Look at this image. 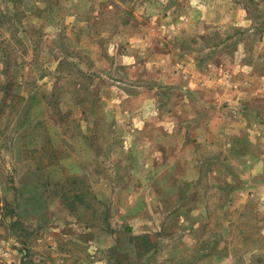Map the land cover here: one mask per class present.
<instances>
[{"label":"rangeland","instance_id":"1","mask_svg":"<svg viewBox=\"0 0 264 264\" xmlns=\"http://www.w3.org/2000/svg\"><path fill=\"white\" fill-rule=\"evenodd\" d=\"M263 37L264 0H0V264H264Z\"/></svg>","mask_w":264,"mask_h":264},{"label":"crops","instance_id":"2","mask_svg":"<svg viewBox=\"0 0 264 264\" xmlns=\"http://www.w3.org/2000/svg\"><path fill=\"white\" fill-rule=\"evenodd\" d=\"M230 5H231L232 8H234V6H235L236 4H235V3H231ZM237 20L239 21V23H241V20H240V19H237ZM260 39L262 40V39H264V37H263V38H260ZM251 84H252V83H251ZM249 87H250V86H248V88H249ZM257 111H259V110H257ZM261 113H262V111H261Z\"/></svg>","mask_w":264,"mask_h":264}]
</instances>
